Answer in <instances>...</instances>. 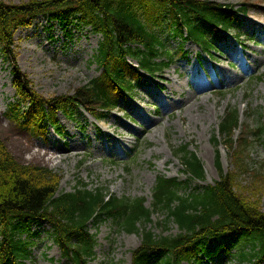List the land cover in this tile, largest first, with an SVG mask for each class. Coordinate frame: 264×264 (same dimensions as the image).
<instances>
[{
  "label": "trees",
  "instance_id": "obj_1",
  "mask_svg": "<svg viewBox=\"0 0 264 264\" xmlns=\"http://www.w3.org/2000/svg\"><path fill=\"white\" fill-rule=\"evenodd\" d=\"M250 0L241 6L212 0H29L19 5L0 2V54L12 62L11 85L15 95L6 116L20 129L33 135L57 124L55 115L70 116L72 107L84 108L96 118H105L119 98L130 96L141 79V71L161 73L173 61V53L157 28L167 21L172 33L192 40L211 53L223 34L241 36L235 24L246 14ZM39 15L69 24L78 22L100 36L91 63L100 73L79 86L74 94L44 97L17 65L14 33ZM236 107H227L213 144L233 152L235 172L251 180L244 194L236 190L233 172H225L219 156L218 179L192 188L204 179L197 155L182 144L172 149L188 182L158 175L150 207L141 197H117L105 185L89 186L78 180L71 191L59 188L62 176L41 166L16 160L0 139V264H26L31 258L27 240L29 224L50 226V235L62 258L71 264H91L97 245L89 224L103 219L118 231L141 233L140 245L131 252V264H199L201 256L219 251L240 263L264 262V203L258 185L264 177V161L249 167L246 158L254 141L264 137V117L259 113L254 126L241 129ZM239 137L234 139L236 130ZM249 161V160H248ZM185 185V186H182ZM256 186V190L251 192ZM160 213V233L148 224ZM174 224L175 234L167 233ZM166 232V233H165ZM26 234L25 237L23 235ZM224 236L229 244L221 243ZM213 241V246L207 244ZM150 257L153 258L150 261ZM111 264V263H105Z\"/></svg>",
  "mask_w": 264,
  "mask_h": 264
},
{
  "label": "rangeland",
  "instance_id": "obj_2",
  "mask_svg": "<svg viewBox=\"0 0 264 264\" xmlns=\"http://www.w3.org/2000/svg\"><path fill=\"white\" fill-rule=\"evenodd\" d=\"M27 1L0 0L7 5ZM212 1L238 7L246 0ZM250 1L248 14L240 15L239 24L234 25L244 38L236 39L230 32L219 41L211 56L201 53L195 43L182 41L163 21L156 31L174 51L172 64L157 76L143 73L133 96L120 99L119 108L102 122L83 109L75 108L73 119L58 112L55 119L60 134L50 127L44 135H33L7 118V105L15 95L11 86L12 62L0 54V139L16 160L60 174L59 188L63 191H71L80 180L92 187L105 185L117 197H141L150 207L156 176L176 177L186 184L172 149L188 144L204 167L203 181L189 185L188 192L218 179L219 156L223 171L237 175L236 190L244 194L251 180L247 174L235 172L233 152L222 144L214 145L213 138L227 107L237 108L243 132L246 126L255 125L259 113L264 117V0ZM13 38L17 65L44 97L72 95L100 73L91 63L100 36L78 22L63 24L39 16L29 26L17 29ZM239 134L238 129L234 139ZM48 148L56 152L43 155V149ZM67 150L72 151L62 153ZM124 150L132 152L124 155ZM263 161L264 137L254 141L246 163L253 167ZM258 187L264 193V180ZM256 189L255 186L251 192ZM163 217L154 213L148 227L160 233ZM89 227L97 239L91 264H131V252L141 242L140 232L118 231L109 219L90 223ZM49 232L47 223L29 224L31 258L26 264H70L61 257ZM166 232L175 234L177 228L169 224ZM220 242L229 244V237L224 236ZM234 250L232 255L220 251L210 257L200 255L199 264H246L236 260Z\"/></svg>",
  "mask_w": 264,
  "mask_h": 264
},
{
  "label": "bare ground",
  "instance_id": "obj_3",
  "mask_svg": "<svg viewBox=\"0 0 264 264\" xmlns=\"http://www.w3.org/2000/svg\"><path fill=\"white\" fill-rule=\"evenodd\" d=\"M71 149L74 150L75 148H71ZM38 151H39V149L35 150L34 153L36 154ZM70 151H72V150H67V151H64V152L59 151V152L68 154V153H71ZM54 152H56V151H53L52 148L43 149V155H50V154H53Z\"/></svg>",
  "mask_w": 264,
  "mask_h": 264
}]
</instances>
